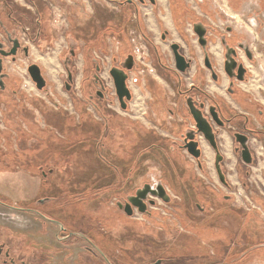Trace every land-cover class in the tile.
Wrapping results in <instances>:
<instances>
[{
	"label": "rangeland",
	"instance_id": "obj_1",
	"mask_svg": "<svg viewBox=\"0 0 264 264\" xmlns=\"http://www.w3.org/2000/svg\"><path fill=\"white\" fill-rule=\"evenodd\" d=\"M4 1L5 0H0V11L6 9V4ZM120 1L122 0H36L35 3H32L30 0H7V2L13 5L16 13L24 12L26 14L23 15V19L21 18L23 21L22 27H25L24 30L26 32H28V30L33 32L36 31V29H41V27L38 26V22L35 21V17L38 16L36 8L38 6L41 11L44 10V12H42L44 13L45 21L43 25L46 27V31L53 35L51 45L48 46L50 49L52 48V52L42 51L44 47L42 48V46L37 45V38L36 43L31 44V52L29 57L22 59L25 62H21V64L17 63L13 66L14 74L17 77L19 91L26 92L29 95L37 94L38 91L36 86L33 84V80H31L26 70V63L30 61L39 62V60H42L41 58L44 57V53H46L51 58L49 62L53 67L52 74H55V79L51 78L53 75H47V70L44 69L45 75L48 78L50 84L47 88H45L44 92L38 93H40L39 95L44 97V99L47 101V104L55 110L54 112H57L55 114L57 117L58 115L60 116L65 112L69 116L79 117L80 120L82 119L83 121L81 122L84 123H81L82 125L80 124L81 127L85 126L87 130H97L100 129V124H102V126L104 125V122H102L97 128V121H103V116L98 113L99 105H101L105 112L106 110H109V112L107 111L106 113L113 112L111 115L119 114L122 117H130L131 115L136 116V114L143 112L146 107H149L151 110L152 105L155 109H157L158 105V110H160L159 101L156 99V94H154V90L157 91L156 80L154 82L155 84L153 82L146 84L144 82L142 83L143 75L147 73L153 74L157 71L155 57L152 54V46L154 45V47H157V45H155V43L151 44L152 40L156 39L155 35L152 33L153 31L143 28V21L140 19L139 22V12L133 10V7L130 5H126L125 7L122 6V8L119 4ZM133 1L139 5V9L144 7L142 2L139 0ZM150 1L152 0H147V3L151 5ZM182 1L187 4L191 12H194V14L196 13L203 19H208L209 24L214 28V32L216 34V37H214L213 40H218V31L227 34V30L231 29L229 35L235 37L236 41L240 40L243 42L244 45L248 47L251 54L257 56L254 58V61H248L245 50L240 47L238 48L240 59H242L244 63L248 64L252 69V72H249L252 82L254 81L255 84H262L264 86V0ZM202 1L204 3L207 2L206 7L203 3H201ZM158 2L160 3L152 11V15L156 17L155 19L160 28H166L169 29V32H173L175 28H173L171 25L173 19L169 10V0H160ZM95 6H104V8L108 9L106 12L110 15H108L106 19H111V17L113 18V12H117L116 16L121 15L120 12L122 11L127 12V15H124L125 19L124 16H122L116 25L118 26V24L124 23V29L122 28V25L120 26L122 30H124V33L120 36L116 35L115 33L106 34L104 37L105 39L103 40L104 43H101V45L97 46V48L96 46L91 47L90 59L92 57H94V60L96 59V61L93 62L94 64L88 62L87 66L86 64L84 65L83 57L85 56V53H81L80 55L78 53L79 56L75 57L72 61V66L74 67V84L72 90L68 92L64 84V81L67 80V71L66 65L63 61H65V59L68 57L67 50L69 45H71L70 43L75 44L76 42V40H73L71 34L75 33L74 31L77 29V21H75L74 15L69 14L68 11L70 10L68 9L74 8L77 12V18H79L80 22H82L86 16H90L96 10ZM142 10L140 9L141 18H143ZM207 10H210L211 14L207 13ZM150 21H148V23ZM110 23L111 21H109V25ZM113 23L116 24L115 21H113ZM114 26L115 25H113V27ZM186 27L191 30V33H193V27H191L190 24H188ZM23 34L24 33L21 32V36H24ZM121 36L123 39H121ZM169 39L171 38L169 37ZM40 44L42 45L43 43ZM236 46L238 47L239 45L236 44ZM121 47H130L131 51L133 52L134 60L138 66L133 71L127 72L129 75L127 83L131 90L132 97L133 92H136L134 95H137V97L141 96L142 99V101L137 100V102L134 103V107L132 106V109L127 111H124L120 107V102L118 100H113L112 97L117 96L115 84L112 76L107 71V67L110 65L119 64L120 56L118 52ZM161 49L163 50V53L167 55L166 57L171 60V63L174 64V55L170 45H167L165 49L161 47ZM33 51L34 53H32ZM95 65L102 67V71L95 70ZM40 66H42V64H40ZM48 72L50 73V70H48ZM186 74H184L185 81L188 80V76ZM95 77L99 78L100 81L103 82V86L106 88L103 89L106 100L101 101L99 104H97V101L94 103L93 101L89 100L90 93L92 92L89 90V87H87L88 81L92 83ZM190 83L191 82L188 83L189 88H187V90L192 88V84ZM179 90L181 91V95L183 92H185L183 88H179ZM262 95L264 96V91H262ZM182 96H184V94ZM184 97V103L189 108L187 98L186 96ZM198 98V96L194 97L195 100ZM45 100L44 102H46ZM139 102L143 103V107H141ZM170 102H173V100ZM1 108L2 107H0V109ZM78 108L80 111L85 109L86 114L82 115L79 113ZM37 114V118H39L42 124L44 118L39 112H37ZM0 124H2V126L6 124L4 123V117L1 114ZM66 125L67 127L69 126V128L74 126L69 125L68 123H66ZM194 125L195 124L193 121H191L189 124L190 127H194ZM46 126L48 127V125ZM47 127L40 128L43 130ZM73 128L74 129L68 130L65 127L63 128L62 126H56L54 124V128L51 129L54 132L55 137L53 143L54 146H52L53 148L49 146L50 144H47L46 147H43V144H37L36 147L37 151H41L40 149H43V151L40 152V156L42 155L44 158H47V160L48 158L55 157L56 161H58H54L57 163L56 166L59 165L62 159L57 156V154H54L53 151H58L56 150L57 148L63 149V146L67 148L66 150L65 148L63 150L66 157L68 155V163L72 166L71 170L68 168V170H65L62 173L58 172V170H55L53 176H49L50 182L47 183L43 180L40 174L37 176L34 175V179L32 180L40 193L41 189H48L53 190L55 195L65 198L64 206L68 203L70 208H60L59 212L56 214L58 217H62L63 219H67L69 221H80L87 231L94 229L97 232L99 229L104 242H110L116 247V249H118L120 245L126 249L125 252L132 256V259L140 262L141 264H145L150 260V257H146H148L150 254L155 255L157 252H160L163 257L167 258L173 255L178 256L175 264H215L218 262L225 264H264V259L259 258L257 255L260 252L258 247L263 249L261 250L262 252L264 251V244L261 245L260 243V241L264 243L263 226L262 228L259 227L258 230L256 228H252L251 226L247 227L245 233L244 229L239 228L238 226L239 224L242 226L243 219L245 217V215L239 209H256L255 206H257V203L252 199V202H245L247 199L246 196H243L242 192L234 186L235 189H229L226 191V193H229V195L232 196L230 198V202L232 203L229 215L224 214L222 211L216 212L214 209L216 206L215 204L213 205L214 199L211 196L214 191L211 190L209 186H215V188L220 189L222 188L218 179H216L217 183L214 184V182H212L206 175L207 172H212V161H210L209 157L206 155L207 153L202 151V149L201 154H203L201 157L199 159H195L188 149L184 147L185 144H181L180 148H178L179 144H175L173 150H179L182 152L183 165L181 169L182 171L186 169L187 173L191 172L190 174L194 175V179L197 180V178H199L197 180V186L199 189L192 192L190 180H183L179 184L177 179L173 178L172 180L165 179L162 183V177L166 175L167 171H169L168 168L173 166L167 159V165L165 168L160 165L162 168V176L159 177L155 172H153L149 175V181L153 184L162 183V185L167 189L168 196L171 201L166 202L160 197L153 195L150 196V198L156 200L157 204L150 205L149 213H142L136 208L135 214L130 220L140 224L138 233H136V228L130 229L127 232L126 229H114L105 225L106 222L113 220L110 216L113 215V210H115L116 200L119 198L120 193H124L125 195L128 193V187L131 186V181H124L122 184L120 181V186L117 185L116 182L121 177H118L117 174L112 170L111 166L113 165L110 163L111 166H109L107 163L96 159V144H77L76 142L78 141H76V134L79 132L77 131V127ZM82 131L83 132H80L82 135H84L86 131L84 129ZM122 131L124 132L123 136H125L127 133L123 129ZM14 136L15 133L12 132L11 138ZM85 136L87 137V132ZM1 138H3V135H1ZM125 138L128 137L125 136ZM125 141V144H120V148L118 144L117 158H122L125 161H129L132 159V156H134V158H136L139 162V168H137V170L144 167L140 164L142 157L144 158L143 161L145 166H147L148 163H151L152 159H150V161L147 159V156H145L146 154L144 152L146 150L143 151V148L139 146L140 144H136L133 140L127 141L125 139ZM202 141L204 142V140ZM110 142L107 140L108 144L106 147L98 144L99 146L97 145V149L100 147L101 151L103 150L102 152L105 155L108 153L110 154L111 150H113L112 147H115V143H112V141ZM0 145L2 146L3 144ZM11 145L14 147V150L19 153V151H17L18 148L16 147H19L20 144ZM204 145L205 144H201V148L203 147V150ZM253 145L255 146V144ZM136 146H139V148H136ZM139 152L141 153L139 154ZM25 155L29 156L27 153H22L23 157H25ZM257 156L262 157V154L257 153ZM44 158H42V162L46 163ZM101 158H103L102 155ZM50 165L51 167L56 168L55 165L52 166L51 163ZM14 167L15 172H22L21 176L18 178L22 177L23 180L21 179L22 181L19 180L18 182L17 180V182H14L15 186L18 188L19 184H26L27 181L25 182V180L28 178V176L25 174V172H27L28 169L26 168V164L23 163L22 165H15ZM14 167L12 166L6 168V170ZM155 167H157V165L153 164L150 170ZM105 169L109 170L103 171ZM67 173L69 174L67 175ZM133 174L138 175L137 172H132V175ZM38 177H41V180ZM192 178L193 177H191V179ZM251 182L258 188V190H262L264 192V187L261 185L262 182L256 179L255 175H253V178H251ZM112 186H117V189H112ZM197 194L199 199L200 197H203L201 200H205L204 202L208 201L209 206L211 205V207L208 208L209 210L203 214L198 213V207H196V202L200 203V200H196L195 202L193 201V199L197 198ZM250 194L251 193L248 192V197H250ZM261 194L264 196V193ZM215 203L221 204L217 201H215ZM244 203L246 204L247 208H244ZM259 208H261V211L264 210L263 207ZM210 215L212 216L210 217ZM262 216H264V213H262ZM201 219H203V222ZM199 223H201L202 226H198ZM213 223L216 227L215 231L217 236L215 235L214 237L213 235L210 237L207 233H205L208 228L206 226H209V224ZM226 225H229L230 228L227 229ZM143 230L146 231V233L141 232ZM245 236L250 238L246 240L248 237ZM154 243L156 244L153 245ZM146 247H148V251H146ZM160 247L163 248V250H160ZM157 249L160 251H156ZM116 252H119V250H116Z\"/></svg>",
	"mask_w": 264,
	"mask_h": 264
},
{
	"label": "crops",
	"instance_id": "obj_2",
	"mask_svg": "<svg viewBox=\"0 0 264 264\" xmlns=\"http://www.w3.org/2000/svg\"><path fill=\"white\" fill-rule=\"evenodd\" d=\"M158 1L160 0H155L154 2L150 1L151 5L147 3V0L145 2H142L144 7L140 9H143V18L140 17L141 11L139 9V5L133 0H122L119 4L121 5V7L130 5L131 7H133V10L139 12V22L140 19L143 21V28L146 30L148 29L149 31H153L152 33L155 35L156 39L150 40H152L151 44L155 43V45H157V47H154V45L152 46V54L155 57L157 71L153 74L147 73L143 75L142 83H154L156 80L157 91L154 90V94H156V99L159 101L160 110H158V105L157 109H155L152 105L151 110L149 107H146L143 112L136 114V116L131 115L130 117H122L119 114L111 115V113L113 112L106 113L107 111L109 112V110L105 109V112L101 105H99L98 113L103 116V121H97V128L98 125L102 122H104V125L102 126V124H100V129L97 130H87L85 126L81 127L84 122H81L83 120H80L79 117L69 116L64 112V114H61L60 116L58 115V119V117L55 115L57 112H54L55 110L47 104V101L44 99V97L39 95L41 92H44L45 88H47L50 84L46 75L44 76L46 86L43 89H39L37 87V91L40 93L37 92V94L35 95H29L26 92H20V96H17L21 99L20 101L16 99V96H10L9 99H7V97L3 98L0 96V100L2 102L4 101L3 112L4 120L6 123L4 126H2L3 130L1 129L3 133L0 134L3 136H7L10 134V132H13L11 130L15 129L20 135L19 147L23 151L25 150V153L29 154V156L25 155V157L20 156L21 160H23L24 162L28 161L29 164L34 165L35 172L40 175V166L44 165L48 169H51L48 171V175L46 177L48 179V182H50L49 176H53L55 170H58V172L62 173L65 170H68V168L70 170L72 169L71 164L68 163V155L66 157L63 150L65 146L62 147L63 149L57 148L56 150L58 151L56 152L54 149H52L54 150V154H57V156L62 159L58 166H56L57 163L54 162L56 161L55 157L48 158L47 160V158H44L42 155L40 156V152L43 151V149H40L41 151H37L36 149L37 144H43V147H46L47 144H50L49 146L53 148L52 146H54L53 143L55 137L54 132L51 129L54 128L55 124L56 126H62L63 128L65 127L68 130L74 129L73 127H77V131L79 132L76 134V141H78L76 142L77 144H96V159L107 163L109 166H111V163L113 165L111 166L112 170L117 174L118 177H121L119 180H117L116 184L120 186V181L121 184L124 181H131V186L128 187V193L132 194L138 188H141L145 183L150 182L149 175L151 173L155 172L159 177L162 176V168L160 165L165 168V166L167 165V159L173 166L168 168L169 171H165L166 175L162 177L161 182L163 183V180L165 179L172 180L174 178L177 179L178 183L180 184L183 180H190L191 191L193 192L195 190H198L199 187L197 186V180L199 178H197V180L194 179V175L190 174L191 172L187 173L186 169L182 171V152L179 150H173L174 145L177 144L176 142H178L177 138L182 137L183 134H185L190 129L189 124L191 121L194 122L193 117L190 113V109L184 103L185 95L182 96L183 94L181 95V91L179 90V88L187 90V88H189V82H191V86L194 85L200 89H203L206 93L212 95L213 98L218 99L222 105L226 106V112L242 114V120H244L248 116L250 119V123L253 126H257L261 129L263 128L262 125H264V113H260L259 109L264 110V96L262 95L264 86L262 84H255L254 81L252 82V79L247 82H241L235 77L233 78L231 76L230 70H228L227 68L226 56L228 50L227 48H229L227 42L233 45V43L236 41L235 37L229 35L231 29L227 30V34L218 31V40H213V38L216 37V34L214 32V28L209 24L208 19H203L196 13L194 14V12H191L187 4L182 0H169V10L173 19L171 25L173 26V28H175L173 32H169V29L160 28L155 19L156 17L152 15V11L160 3ZM203 1L201 3H203L206 7L207 2L204 3ZM95 9L96 12L94 11L90 16H86L84 20L81 19L82 22H80L79 18H77V12L74 8L68 9L72 11H68L69 14L74 15L75 21H77V29H75V33L71 34L73 40H76V42L75 44L70 43L71 45H69V48L67 50L68 57L65 59V61H63L66 65L67 71V80L64 81V84L68 92L72 90L74 84V67L72 66L73 59L75 57H78L81 53H85V56L83 57V64H86V66L88 62L94 64L93 62H95L96 59L94 60V57L91 58L92 60L90 59L91 47L96 46L97 48V46H100L101 43H104L103 40L105 39L104 37L106 36V34L115 33L116 35L120 36L124 33V30H122V28L124 29V23L118 24V26L116 25L122 16L127 15V12L122 11L120 12L121 15L119 16H116L117 12H113L114 17H111V19H106V17L110 15L106 12L108 9L104 8V6H95ZM210 10H207V13H210ZM109 21H111L110 25ZM113 21H115L116 24H114ZM148 21L150 22L148 23ZM188 24L193 27V33H191V30L186 27ZM113 25L115 26L113 27ZM121 25L122 28L120 27ZM197 25L202 26L207 30L204 38L207 39L208 42L205 45L202 44V40L199 36V28H197ZM43 29H45L44 34H42L38 38L39 45H41L40 43H43L42 45H44L48 42V40L52 41L53 39V35L49 34V32L46 31V27H43ZM202 30L203 29L201 28V31ZM169 37L171 39H169ZM121 39H123L122 36ZM173 43L179 44L182 53L191 60V67L185 73L177 70V68L175 67V58L174 64H172L171 60L166 57L167 55L164 54L163 50L161 49V47L165 49L167 45H170L171 48V45ZM51 49H49V51L52 52ZM32 53H34V51ZM118 53L120 56L119 64L110 65L109 67H107V71L110 73V75L111 70L114 67L123 69L127 72H131L137 68L138 65L134 60L133 52L131 51L130 47H121ZM43 56V58L51 60L48 54L44 53ZM256 57V55H253V60ZM207 58L208 61H206ZM114 59L117 60L116 58ZM41 62L42 61L39 60V62L34 61L33 63L38 64L39 66L40 64H42L44 68L42 66H40V68L44 73L45 70H47V75H49L48 69L43 65V62ZM128 65H132V68L128 69ZM98 66L95 65V70H97ZM245 66L247 69V74L250 75L249 72H252V69L246 63ZM100 71H102V67H100ZM184 74L188 76V83L187 81H185ZM51 78L55 79V74ZM88 85L87 87H89V90L93 93H90L89 100L93 101L94 103L97 101V104L101 103V101L106 100V97L102 99L101 96L97 94L99 92V88L96 85L95 81H93L92 83L88 81ZM135 93L136 92H133L132 100L129 103L127 109H123L120 103V107L124 111L132 109V106L134 107V103L137 102V100L142 101L141 96L137 97V95H134ZM112 98L113 100H118L120 102L118 95L113 96ZM44 100L46 102H44ZM169 100H173V102H170ZM140 104L141 107H143V103ZM18 105L20 112L17 111ZM78 110L82 115L86 114L85 109L80 111V109L78 108ZM37 112H39L44 118L42 124L39 118H37ZM66 123L74 126H71V128H69V126L67 127ZM46 125H48V127ZM40 127L47 128H44L42 130ZM83 129L87 132V137L85 136L86 132L84 133V135L81 134V132H83ZM122 129L127 133L125 136L128 138H125V136H123L124 132L122 131ZM261 138L262 144H264V137ZM125 139L127 141L133 140L136 144H140L139 146L143 148L142 150H146L144 152L146 154L145 156H147V159H149V161L150 159H152V164L148 163L147 166H145L143 161L144 158L142 157L140 164L144 167L137 170V168H139V162L136 158H134V156H132V159L129 161H125L122 158H117L118 144L120 148V144L126 143ZM107 140H109V142L112 141V143H115V147H112L114 150H111L112 154L108 153L107 155H105L102 152L103 150L101 151L100 147H98L97 149V145L101 144L103 147H106V145L108 144ZM202 144H205L204 150L202 147V151L207 153L206 155L209 157L210 161H212L211 164H213L212 172H207L206 175L212 182H214V184L217 183L216 179H218V181L222 184V179L219 176L218 170L216 168V152L214 148L206 141H202ZM139 146H136V148H139ZM66 149L67 148H65V150ZM220 151L224 156V161L222 163L223 169L225 170V173L227 175V180L232 186L230 190L235 189V186L242 192L243 196H246L247 199L245 200V202H252V200H254L257 203V206H255L256 209H239L245 215L242 226L240 224L238 225L239 228H243L244 233L246 232L245 230H247V227L250 226L252 228H256L257 230L259 229V227L262 228V226L264 228V216H262L264 210L261 211V208H259H264V196L261 194L262 191L258 190V188L251 182V178H253V175H255L256 179L261 181V185L262 187H264V151L262 152V157H257V161L252 165L244 163L241 158L235 153L234 140L227 131L222 132L220 138ZM140 153L141 152H139V154ZM101 155L103 156V158H101ZM42 158H44L46 163L42 162ZM49 162L52 164V166L55 165L56 168L51 167ZM153 164L157 165V167H155L156 169L153 168L150 170ZM107 170L109 169H105L103 171ZM132 172H137L138 175H132ZM68 174L69 173H67V175ZM191 177L193 178L191 179ZM111 188L117 189V186H112ZM209 188L214 191V194L216 196L213 203V205L215 204L216 206L214 208L216 212L222 211L224 214L229 215L232 202H230L229 199L226 200L224 198V195H229V193H226L224 189L219 188L220 190H217L215 186H209ZM248 192L251 193L250 197H248L247 195ZM198 197L199 196L197 194V198L193 199V201L195 202L196 200H200V203H202L203 205L199 202H196V207H198V213L203 214L204 212H207L209 210L208 208H210L211 205L209 206L208 201L204 202L205 200H201V198L203 197H200V199ZM215 201L220 202L221 204H216ZM244 208H247L245 203ZM211 216L212 215H210V217ZM202 220L203 219H201V221ZM198 226H202L201 223H199ZM206 227L208 228L205 233H207L210 237L213 235L215 237L216 227L214 226V223L209 224V226ZM226 228L229 229L230 226L226 225ZM249 238L250 237L246 238V240ZM260 243L261 245L264 244L261 241ZM258 250H260V252L257 254L258 257L264 259V251H261L263 249H261V247H258Z\"/></svg>",
	"mask_w": 264,
	"mask_h": 264
},
{
	"label": "flooded vegetation",
	"instance_id": "obj_3",
	"mask_svg": "<svg viewBox=\"0 0 264 264\" xmlns=\"http://www.w3.org/2000/svg\"><path fill=\"white\" fill-rule=\"evenodd\" d=\"M30 1L32 3L36 2V0ZM139 1L145 2L146 0ZM154 1L155 0L152 2ZM4 2L6 4V9L0 11V58H2V70L0 72V96L3 98L7 97V99H9L10 96H20L21 92L19 91L17 77L14 74L13 66L17 63L21 64V62H25L22 59L29 57L31 52V44L36 43L37 38L44 34L45 29H43V27L45 26L43 23L45 21L44 13H42L44 10L41 11V9L37 6L36 12L38 16L35 17V21L38 22V26H40L41 29H36V31L33 32L28 30V32H26L24 30L25 27H22L23 21L21 20V18L23 19V15L26 14L24 12L16 13V10L12 4L7 2V0ZM21 32L24 33V36H21ZM206 42H208L207 39ZM236 44L239 46L237 47ZM37 45H39L38 41ZM49 45H51V41L48 40L46 44L39 46H42V48L44 47L42 51H49ZM227 45L230 49L229 51L227 50V52L231 53L232 50H235L236 52L234 55L232 54L234 60L237 62L234 70L232 68L234 62L230 61L227 63V68L230 70L231 76L233 74L232 77H235L241 82L249 81L250 75L247 74L244 61L239 57L240 53L238 48L240 47L245 50L248 61H254L253 55L249 49V52L246 50L248 47L245 46L240 40L235 41L233 45L227 42ZM41 59L43 65L48 70H50L49 74L52 76L53 72H51V69H53V67L49 63V60L45 58ZM241 64L244 68H240ZM32 65H34L33 61L27 62L26 70L37 89L38 84L33 79L30 72V67ZM97 71H100V66L97 67ZM41 75L43 77L45 76V73L42 71V69ZM238 76L243 77L239 79ZM94 81L96 85L98 84L97 86L100 87L97 94H99L102 99L105 98L106 96L103 89L106 88L103 86V82L97 77L94 78ZM45 86L46 84H44L43 88ZM188 90H190V93L186 95V98L192 97L193 100L198 103V107L202 110L204 116L211 124L217 147H215L211 141L207 140L202 133H197L195 135L194 141L198 142L199 148H201L202 140L206 141L214 148L217 156L216 168L218 170L219 176L222 179L221 188L227 191L231 189L232 186L227 180V175L222 165L224 161V156L220 151V138L222 132L227 131L231 135L234 140L235 153L239 155L241 160L248 165H252L257 161L256 159H258L257 153L263 154L262 152L264 151V144H262L261 140V137H264V125H262V129L258 128L257 126H253L250 123L248 116L242 120V114L226 112V106L222 105L218 99L213 98L211 95L210 97H212L216 102L212 101L211 99H205L203 89L193 85L192 88ZM195 96H198L199 98L195 100ZM16 99H18V101L21 100L19 97ZM131 100H126L128 104L127 107L129 106ZM3 103L4 101L2 102L0 100V107H2L0 109V114L4 117ZM201 104L202 107L200 106ZM211 106L215 108L214 111L218 113L222 124H220L215 119L211 110ZM17 109V111L20 112L19 105ZM259 111L260 113H264L263 109H259ZM194 124V127L191 126L187 132H191L192 130L197 131L195 121ZM2 128V124H0V133H3ZM11 131L15 133V139L14 137L11 138L12 132H10V134L7 136H3V138H1L0 134V144H3V147L0 145V264H141L140 262L132 259V256L125 252L126 249L120 245L118 249H116V247L110 242H104L99 229L97 232L94 229L87 231V229L82 225V222H78L76 220L69 221L56 215L59 212V209L62 207L69 209V204L67 203L64 206L65 198L55 195L53 190L41 189V193L38 191L34 182H32L34 179L33 176H37L38 173L35 172L34 165L29 164L28 161L24 162L21 160L19 155L22 156V153H25V151H23L20 147H16L18 148L17 151H19V153L14 150V147L11 144H19L20 135L15 129ZM187 132L183 134L182 137L177 138L178 142L176 143L179 144L178 148H180L181 144H186L185 138ZM237 134L245 137V143L252 158V162L250 163L245 162L243 159V145L241 141L237 140ZM189 141L190 139H188V142ZM4 144L10 145L6 146ZM253 144H255V146ZM22 163L26 164L28 171L25 172V174L28 176V178L25 180V182L27 181L26 184L18 183L19 185L17 188L14 182H17V180L19 182V180L22 179L21 177L18 178L21 176L22 172H15L14 166L19 164L22 165ZM12 166L14 168L6 170V168ZM49 170L51 169H48L44 165L40 166L41 176L46 183L48 182L46 177ZM38 178L41 180V177ZM150 184L152 185V188H155L158 185L153 183ZM216 189L220 190L219 188ZM136 191L132 194H119V198L116 200L115 210H113V215L110 216L113 220L106 222L105 225L114 229H126L127 232L130 229L136 228V233H138L140 224L130 220L133 218L135 209H138V207L128 205L129 198L132 195H135ZM166 193L168 194L167 189ZM262 193L264 192L262 191ZM211 196L213 199L216 197L214 192L211 194ZM224 198L226 200L229 199V201L231 200V196L228 194L224 195ZM169 201H171V199ZM156 204L157 201L155 205ZM147 205L148 212L146 213H149V208L152 204L147 201ZM141 232L146 233L144 230ZM155 244L156 243L153 245ZM146 248V251H148V247ZM161 249L163 250V248L160 247V250ZM116 250H119L120 253L116 252ZM160 250L157 249L156 251ZM149 257L150 260L145 264H175V261H177L176 259H178V256L176 255L169 256L168 258L163 257L160 252L155 253V255L150 254L146 258ZM215 264L225 263L218 262Z\"/></svg>",
	"mask_w": 264,
	"mask_h": 264
},
{
	"label": "water",
	"instance_id": "obj_4",
	"mask_svg": "<svg viewBox=\"0 0 264 264\" xmlns=\"http://www.w3.org/2000/svg\"><path fill=\"white\" fill-rule=\"evenodd\" d=\"M197 26L196 27L199 28V36L202 40V44L205 45L207 43L206 39L204 38V35L206 33V29H204L202 26H199V25H197ZM201 28L203 29L202 31H201ZM171 48H172L173 53H174L176 68L180 72L185 73L191 67V60L188 59L181 52L179 44L173 43L171 45ZM227 49H228V51L230 50L229 48H227ZM246 50L248 51V48H246ZM235 53H236L235 50H232L231 53L227 52V56H226L227 57V63H229L230 61L234 62L232 65L233 70L237 65V62L233 58V55ZM206 61H208V58L206 59ZM127 68L131 69L132 65H128ZM240 68H244L242 64L240 65ZM1 70H2V58H0V72H1ZM243 71H244V69H243ZM30 72H31L33 79L37 82L38 88L42 89L44 84H45V79L41 75L40 67L38 65L34 64L30 67ZM239 73H240V69H239ZM111 75L113 76V79H114L116 93H117L119 100L121 102V107L123 109H126V107L128 105L126 100L132 99V93H131V90H130L128 83H127V79L129 77V75H128L127 71L120 69V68H117V67H114L111 70ZM232 76H233V74H232ZM242 77L243 76H240V77L238 76L239 79H241ZM187 102H188V105L190 108V112H191L193 119L196 123L197 131L192 130L191 132H187L186 138H185L186 144L184 145V147H186L188 149V151L195 158H199L201 156V148H199L198 142L194 141L195 135L197 133H202L207 140L211 141V143L215 147H217L216 143H215V139H214L215 136H214V132L212 130L211 124L208 122L207 118L204 116L202 110L198 107V103L196 101H194L192 97H188ZM200 106L202 107V104ZM211 110L214 114L215 119L220 124H222V122L220 121V118L218 116V113H216L214 111L215 108L213 106H211ZM236 137H237V140L241 141V143L243 145V159L247 163L252 162V158L250 156V151H249V149L245 143V137H242V135H240V134H237ZM188 139H190L189 142H188ZM153 195L160 197L161 199H163L166 202L169 201V199H170L168 194L166 193L165 187L162 184H158L155 188H152V185L150 183H147L143 187L139 188L136 191L135 195H132L129 198L128 205L137 206L140 212L146 213V212H148L147 201H149V203L152 205H155V203H156V200H154L153 198H150V196H153Z\"/></svg>",
	"mask_w": 264,
	"mask_h": 264
},
{
	"label": "trees",
	"instance_id": "obj_5",
	"mask_svg": "<svg viewBox=\"0 0 264 264\" xmlns=\"http://www.w3.org/2000/svg\"><path fill=\"white\" fill-rule=\"evenodd\" d=\"M188 93H190V90H186L185 92H183V94L186 96ZM203 93L205 94V99H211L212 101L216 102L212 97H210L206 92L203 91Z\"/></svg>",
	"mask_w": 264,
	"mask_h": 264
},
{
	"label": "bare ground",
	"instance_id": "obj_6",
	"mask_svg": "<svg viewBox=\"0 0 264 264\" xmlns=\"http://www.w3.org/2000/svg\"><path fill=\"white\" fill-rule=\"evenodd\" d=\"M52 70V72H53V69H51ZM227 150V149H226Z\"/></svg>",
	"mask_w": 264,
	"mask_h": 264
}]
</instances>
